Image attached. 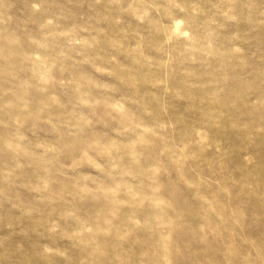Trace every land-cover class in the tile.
<instances>
[{
	"label": "rangeland",
	"instance_id": "rangeland-1",
	"mask_svg": "<svg viewBox=\"0 0 264 264\" xmlns=\"http://www.w3.org/2000/svg\"><path fill=\"white\" fill-rule=\"evenodd\" d=\"M0 264H264V0H0Z\"/></svg>",
	"mask_w": 264,
	"mask_h": 264
}]
</instances>
